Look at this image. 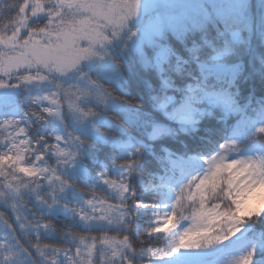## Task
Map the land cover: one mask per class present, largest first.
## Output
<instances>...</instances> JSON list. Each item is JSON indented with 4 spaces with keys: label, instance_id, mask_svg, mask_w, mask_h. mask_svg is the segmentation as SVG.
I'll use <instances>...</instances> for the list:
<instances>
[{
    "label": "snow or ice",
    "instance_id": "1",
    "mask_svg": "<svg viewBox=\"0 0 264 264\" xmlns=\"http://www.w3.org/2000/svg\"><path fill=\"white\" fill-rule=\"evenodd\" d=\"M0 264H264V0H0Z\"/></svg>",
    "mask_w": 264,
    "mask_h": 264
}]
</instances>
